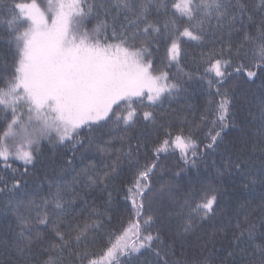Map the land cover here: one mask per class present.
<instances>
[{
  "label": "snow or ice",
  "instance_id": "snow-or-ice-1",
  "mask_svg": "<svg viewBox=\"0 0 264 264\" xmlns=\"http://www.w3.org/2000/svg\"><path fill=\"white\" fill-rule=\"evenodd\" d=\"M0 264H264V0H0Z\"/></svg>",
  "mask_w": 264,
  "mask_h": 264
},
{
  "label": "trees",
  "instance_id": "trees-1",
  "mask_svg": "<svg viewBox=\"0 0 264 264\" xmlns=\"http://www.w3.org/2000/svg\"><path fill=\"white\" fill-rule=\"evenodd\" d=\"M156 67H157V69H160V68L163 67V66L161 65L159 59L157 60V65H156ZM172 71L174 72V71H175V68H173ZM259 83H260V81L257 80V81H256V84L251 85V87H252V88H256L257 85H259ZM246 87H247V86H246ZM173 107H177V105H173ZM49 155H51V153H50V151L48 150V148L45 147V156H49ZM170 159L172 160L173 163H177V162H178V161L175 160V158H170ZM44 163H47V161H44L42 164L38 165V168H42V167L44 166ZM13 167H18V168H20L21 171H23V168H24L23 163H22V162H19V161L15 162V163L13 164ZM118 219H119V216H117V220H118ZM127 219H128V216L125 215V217H124L125 224L127 223ZM101 247H102V245H101Z\"/></svg>",
  "mask_w": 264,
  "mask_h": 264
}]
</instances>
